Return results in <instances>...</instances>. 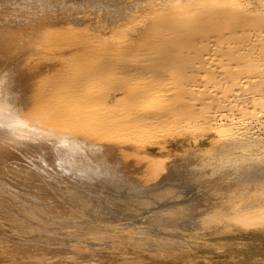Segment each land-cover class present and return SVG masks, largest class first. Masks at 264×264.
I'll return each instance as SVG.
<instances>
[{"label": "bare ground", "instance_id": "bare-ground-1", "mask_svg": "<svg viewBox=\"0 0 264 264\" xmlns=\"http://www.w3.org/2000/svg\"><path fill=\"white\" fill-rule=\"evenodd\" d=\"M212 1L207 10L179 7L162 22L160 40L149 43L147 48H131L121 36L132 28L128 21L132 15L130 6H139L141 0H89L84 5L87 9L82 4L73 6V0H0V206H14L18 221L27 224L11 227L2 219L8 215L0 212V264H66L68 259L76 262L73 252L67 254V250L50 247L46 240L39 250L30 247L28 254L13 241L17 236L12 235L29 233L26 231L36 227L43 233L55 229L59 244L64 245L71 234L80 232L91 243L105 241L102 238L106 236L100 238L98 233L106 230L102 222L108 221L133 223L143 236L158 233L163 229L158 221L154 229L146 226L152 222L153 214H164L162 210L166 208L170 210L164 212L175 217L177 223L184 221L189 214L187 208L172 205L168 196L171 191L164 187L136 189L135 200L125 204L103 194L109 190L125 194L122 188L108 184L118 183L122 175L113 156L119 147L116 139L145 142L167 126L214 128L220 145L201 150L203 162L190 168L195 172L204 169L196 177L227 180L235 176L239 181V176L250 178L256 171L264 173V9L251 7L245 0ZM85 17L92 20L91 24L98 23V27L100 22L112 26L116 20L123 27L109 37L96 34L104 38L101 39L82 27ZM252 30L260 34L254 33L256 42L250 44L243 38L248 47L241 46L245 43L241 40L242 49L238 46L244 50L239 49L238 54L235 49L238 56L231 53L237 56V66L230 64L225 70V64L220 67L209 61L207 65L208 60L204 62L200 57L205 38L202 35L216 32L232 40L242 39L247 33L253 35ZM55 48L64 53L36 79L38 88L31 102L20 103L12 92L17 67L21 63L34 64ZM194 65H201V70L208 67V76L219 77L221 85H239V93L234 98L225 97L226 101L219 97L217 104L213 100L221 96L218 84L219 92L210 91L216 93V98L210 92L212 97L207 96L211 106L216 103L217 110L208 113L207 102L202 108L200 105L201 110L191 109L195 103L190 104L192 99H184L188 93L178 89H186L187 83L193 86L190 81L196 84L194 80L200 84L199 76L205 74L200 71L201 75L196 76ZM144 80L150 82V88L134 86ZM169 94L172 98H167ZM151 108L156 113L148 112ZM224 110L228 113L221 112ZM161 172L162 164L157 163L147 173L148 177H156ZM78 178L84 179V184L78 183ZM91 178L103 182V193L99 186L87 185ZM134 187L144 188L142 184ZM69 189L80 193V198L70 194ZM185 220L190 222V217ZM167 238L172 245L178 241ZM159 242L167 245L165 239Z\"/></svg>", "mask_w": 264, "mask_h": 264}, {"label": "rangeland", "instance_id": "rangeland-1", "mask_svg": "<svg viewBox=\"0 0 264 264\" xmlns=\"http://www.w3.org/2000/svg\"><path fill=\"white\" fill-rule=\"evenodd\" d=\"M141 1L142 3L139 6L134 4L130 6V13H132V15L128 17V21H131L130 26L132 28L123 31V35L121 36L122 40L128 41L126 45L131 48H137L140 45L142 48H147L149 43L160 40L158 38L161 36L162 22L179 7H183L185 10L194 8L207 10L213 5L212 0ZM245 1H247L251 7L258 10L264 9V0ZM72 3H74L73 6L82 4V8L87 9L84 5L89 3V0H73ZM72 13L75 14L76 10ZM89 17H85L82 27L91 30L90 33H94V35L101 34V36L109 37L111 34H116L115 31L118 28L120 29L123 27L121 21H115L114 19L113 20L116 22L114 25L109 26L110 24L108 23L100 22V27H98V23L91 24L92 20L89 19ZM93 27L98 28L95 29V31ZM254 31L255 30H252L253 35L256 33V31ZM256 34L260 35L259 33ZM205 35H202L205 37L202 40V50L198 49L201 51L200 54L202 53L200 57L205 60L204 62L208 60L206 64L210 63L209 61H211L212 64L215 63V66L219 65L220 67L221 64H225L226 66L224 65L225 68H223L225 70L226 67H230V64L231 67L232 64L234 67L237 66L236 64L238 61L235 58L238 56L236 53L239 54L238 51L242 49L241 46L247 48L249 43L253 44V41L256 42L257 40L255 35L252 37L253 35L251 34V36L248 33L246 34L247 36L249 35L247 39V36L241 33V36L244 35L242 39L241 37H232V40H230L229 36L224 37L222 35L220 37L216 32L210 34L206 33ZM96 36L104 39L98 35ZM251 37L253 38L252 41ZM225 38L229 39L225 40ZM243 38L249 41V43L243 40ZM241 40L245 42L243 43L245 45L242 44L240 46L242 43ZM234 42L236 43L233 44ZM143 51L145 53L149 52L147 50ZM61 53L63 54L64 52L59 48H55L52 52L48 53L47 56L39 57V60H35L34 64L27 65L21 63L17 67L12 83V92L16 100L20 101V103H26L27 101L31 102L32 96L38 88L36 79L43 76L46 68L49 67L51 63L60 59ZM231 53L237 56L232 57L233 55ZM229 57H232V59ZM199 60L201 59H198V61ZM232 60H235V62L229 63V61L233 62ZM195 66L196 65H194L193 68H195ZM207 68L201 70V65H197L193 70L195 74L197 73L196 76L201 75L199 74L200 71H202V75L205 74L203 77L199 76V78H201V81H198L200 84L194 80V82L198 84L196 86V84L190 81V84L193 86L187 83L189 87L186 86L187 84H184L186 89H182L181 87L178 91L188 93V97L185 96L186 98L184 99L187 101L192 99L190 104L195 103L192 105L191 109L195 107L193 109L201 110V108L205 106V102L209 103L210 107L206 108V111L209 109L207 111L209 113V111L213 112L217 110L215 106L219 97H224L223 101H226L225 97L230 98L236 93H239L238 88H240V86H232L235 84H231L229 87L227 86L231 83L229 82L225 84L226 86L223 84V87V85L217 81L219 77L215 76L212 78L210 74L208 76V71H206L208 70ZM216 70L217 72L219 71L218 69ZM225 70H221L220 72L223 73ZM199 78L198 80H200ZM207 78L210 80L207 81ZM203 79L204 81H202ZM202 82H204V84H211L207 86L208 84L204 85ZM201 84L202 86H200ZM218 84L219 86H217ZM134 86L146 90L147 87L150 88V82L145 80L141 82L138 81ZM216 86L220 89H218L220 92L217 90ZM203 87L205 88L202 90ZM199 88L201 89L199 90ZM206 88L208 89L207 92L204 91ZM192 89L200 93L204 91L203 93L205 94L202 95L199 92L196 94L189 92V90ZM215 90H217L216 92H219V94H217L221 96L217 95L218 97L216 98V93L210 92ZM209 92L211 95H215L216 100H213V102L216 101V103L214 104L212 102L214 107L211 106V102H208L210 98L214 96H211ZM162 93L163 92H160L159 94L162 95ZM207 93L209 95H207ZM170 94L167 98H172ZM207 96L211 97L207 99ZM115 99L120 98L119 96H115ZM200 105L203 106L199 108ZM148 112H153V114L156 113L153 108ZM221 112L228 113L225 110ZM171 117L173 118L175 116ZM252 122L254 123L255 121ZM213 129H200L187 126L180 127V125L176 129L167 126V129L157 137L145 142H138L134 139H116V141H118L116 146L119 147L113 156L115 163H118L120 166L119 170L122 172V175H120L121 177L118 183L109 182L108 184L112 187L115 186L119 190L122 188L125 194L114 193L111 190L107 193H103L102 191L105 190V186L100 179L91 178L87 181V185L99 186V192L115 199L119 203L124 202L123 204L127 201L135 200L136 189L144 191H149L150 189L151 191L157 186L169 189L171 193L168 194V196L172 198V205L184 206L189 212V214L184 217L183 222L177 223L175 217L164 212L170 210L166 208L162 210L164 214L157 210L159 214L156 212L152 215V222L146 227H152L155 222L158 221L160 223L159 227L163 229L158 233L157 231H153L154 233L148 232L151 235H140V232L136 231V225L133 223L130 225H119L117 221H108L102 222V227L106 228V230L98 233L101 235L100 238L106 236V238H102L105 239V241H99L97 243H91L89 240L85 239V235L80 232L78 234H71L65 244L60 245L59 236L54 234V232H56L55 229H48L43 233L40 227L26 231L29 233L12 235L14 237L17 236L13 241L22 245L21 249L28 254L30 247L39 250L41 249L40 246L44 243L43 240H46L47 245L50 247L60 249L61 251L67 250V254L70 252L74 253L76 262L73 263L71 262L72 260L68 259L67 262H65L66 264H264V202H262L264 201V177H261L264 176V173L256 171L250 178L246 176H242V178L239 176L240 179L237 177L239 180L237 181L234 176L228 178L227 181L226 178L220 180L216 176L196 177V174L204 171V169H199L196 172L190 169L192 166L203 162L204 155L200 153L201 150H207L212 145L215 147L220 145V142L217 141L219 136L216 134V130ZM216 143L218 145H216ZM157 163L162 164V172L156 177H148L147 172L150 166ZM243 180L246 181L244 182ZM83 181L85 180L78 178V183L84 184ZM139 184H142L144 188L140 189L134 187L135 185L139 186ZM180 190H182V192ZM71 193L78 194V192H75L73 189L70 190V194ZM79 195L81 194H78V199L80 198ZM80 202L84 203L83 201ZM0 212H4L8 215L9 218L7 219H4L5 216L0 218L3 219V222L6 221L7 224H10L11 227L15 226L18 228L22 224L27 225L26 223L18 221L19 219L16 215L18 211L14 206L1 205ZM188 216L190 217V222L185 220V218H189ZM144 220L148 221V219ZM97 225L101 226L100 224ZM10 226L8 227L9 229H11ZM87 227L88 226H84V228ZM150 229H154V227ZM12 236L9 238H12ZM167 237L178 241L174 245L169 244L167 243ZM78 239H85V241L77 243ZM162 239H165L167 245L159 242V240Z\"/></svg>", "mask_w": 264, "mask_h": 264}]
</instances>
